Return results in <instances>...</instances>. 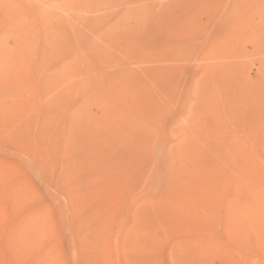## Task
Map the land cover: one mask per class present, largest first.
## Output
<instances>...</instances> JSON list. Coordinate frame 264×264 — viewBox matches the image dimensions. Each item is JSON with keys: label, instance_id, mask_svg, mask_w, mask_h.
Wrapping results in <instances>:
<instances>
[{"label": "rangeland", "instance_id": "374dc122", "mask_svg": "<svg viewBox=\"0 0 264 264\" xmlns=\"http://www.w3.org/2000/svg\"><path fill=\"white\" fill-rule=\"evenodd\" d=\"M0 264H264V0H0Z\"/></svg>", "mask_w": 264, "mask_h": 264}]
</instances>
